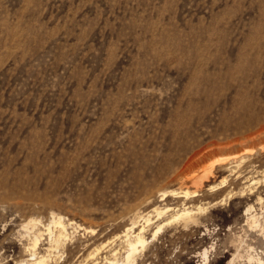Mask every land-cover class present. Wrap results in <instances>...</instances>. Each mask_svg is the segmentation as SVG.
<instances>
[{
	"label": "rangeland",
	"instance_id": "obj_1",
	"mask_svg": "<svg viewBox=\"0 0 264 264\" xmlns=\"http://www.w3.org/2000/svg\"><path fill=\"white\" fill-rule=\"evenodd\" d=\"M135 219L134 264L264 260V0H0V264H121Z\"/></svg>",
	"mask_w": 264,
	"mask_h": 264
},
{
	"label": "bare ground",
	"instance_id": "obj_2",
	"mask_svg": "<svg viewBox=\"0 0 264 264\" xmlns=\"http://www.w3.org/2000/svg\"><path fill=\"white\" fill-rule=\"evenodd\" d=\"M247 150V149H246ZM241 153V152H240ZM243 153H245L244 151H243ZM243 153H241V155H233L234 157H236V158H244L243 156ZM248 154V153H247ZM226 156V155H225ZM224 156V157H225ZM232 157V156H231ZM231 157H229V158H231ZM228 157H225V158H221V159H219L220 160V162L222 161H225L226 159H227ZM236 158H235V160H236ZM246 159V158H245ZM248 159V158H247ZM232 160V159H231ZM230 160V161H231ZM234 160V159H233ZM234 160V161H235ZM238 160V159H237ZM228 161H229V159H228ZM239 161V160H238ZM236 162V161H235ZM232 163V162H231ZM231 163H230V165H231ZM226 164V163H225ZM249 164V163H248ZM228 165H229V162H228ZM228 165H226L227 166V168H228ZM225 166V165H224ZM233 168V167H232ZM243 168V167H242ZM241 168V169H242ZM230 169H231V167H230ZM232 171L234 170V169H231ZM243 171V170H242ZM193 172V171H192ZM195 172V171H194ZM199 173V172H198ZM200 175V174H199ZM245 175V174H244ZM206 176V173H204L202 176L200 175V176H198L197 174L195 175V174H193L192 173V175L190 176V179L191 180H193L192 182H195V183H198V184H200L201 182H202V179H203V177H205ZM207 177V176H206ZM244 177V176H243ZM243 179V178H242ZM187 181V180H186ZM189 181V180H188ZM191 182V183H192ZM224 182V181H223ZM181 184V183H180ZM222 184V183H221ZM194 185V184H193ZM217 185V184H216ZM200 186V185H199ZM214 186V185H213ZM216 187V186H215ZM186 189V188H185ZM216 189V188H215ZM217 190V189H216ZM229 191V190H228ZM227 191V192H228ZM164 193L162 194V196H167V195H172V196H187L188 195V192L187 191H185L184 192V194L183 195H177V192L175 191V190H170L169 189V191H163ZM181 192V191H180ZM180 192H179V194H180ZM198 192V191H197ZM244 192V191H243ZM193 193V192H192ZM239 193V192H238ZM190 194V193H189ZM196 195V193H194L193 194V196H195ZM236 195V194H235ZM225 196V195H224ZM231 196V195H230ZM176 198V197H175ZM164 200V199H163ZM183 200V199H182ZM223 200V199H222ZM182 203V202H181ZM176 204H179V202L178 203H176ZM183 204V203H182ZM181 204V206L183 207V205ZM171 206H173V205H171ZM175 206V205H174ZM164 207V206H163ZM175 207H178L177 205L175 206ZM152 208V207H151ZM156 208H158V207H156ZM186 208V207H185ZM182 209V211H179L180 213H178L177 211L178 210H176V214L174 213H172L173 215H168L169 213H167L171 208L170 207H168V206H166V207H164V208H162V209H154L153 208V210H152V212H155L156 213V217H157V221H156V223H157V225H156V227H154L153 229H154V231H153V234H152V236L154 237L155 235H157L162 229H163V227L165 226L166 227V225H169V224H171L172 222H176V221H182V224L184 225V226H187V225H189V224H191V223H195V222H197V217L195 218L194 217V215H193V211H192V209L191 210H188V209H190V208H188V209ZM149 209V208H148ZM180 209V208H179ZM192 211V212H191ZM197 211V210H196ZM250 211H251V208L250 207H248L246 210H245V214H248L249 215V217H248V220H249V222L251 223V227H259L260 229H263V227H262V225L260 224V222L257 220V218L254 216V215H252V213H250ZM145 212V211H144ZM143 212V213H144ZM174 212H175V210H174ZM150 213L151 212H146L144 215L143 214H139L140 216H137L136 217V219H138V218H140V219H143L144 220V223H146V225L147 224H150L151 223V220H152V218H151V216H150ZM152 214V213H151ZM167 214V215H166ZM196 214V213H195ZM153 215V214H152ZM155 215V214H154ZM198 215V214H197ZM50 217H52V216H50ZM130 217V216H129ZM63 218H65L64 216H63ZM61 216H53V218H52V220H51V222L48 220V222H50V223H46L45 225L46 226H42V231L38 228V224H39V222H35L34 220L32 221L31 219V221L29 220V222L27 223V224H25L23 227L28 231V230H32V238H31V249H32V251H34L35 249V247H36V245H38V243H39V241L41 240V238H42V236L43 235H47L48 236V239H49V248H57L56 250H58V247L59 246H63V244L66 242V240H68V235H69V231H67V227H68V225H70L71 224V226H72V223H71V221L69 220L67 223L64 221V219H63ZM132 218V217H131ZM133 220L132 221V223L128 226V227H126L125 229H124V231L118 236L119 238H121L122 239V242H123V244H124V249H125V255H124V259L123 260H121V264H134L135 262H136V259H137V257H136V255H137V253L140 251L139 249L141 248V249H143L144 247H145V244H146V238H145V236H144V229H145V226H144V224L142 225V224H140V226L139 225H137V223H138V221L139 220ZM47 222V221H46ZM141 222V221H140ZM152 222H154V220L152 221ZM44 224V223H43ZM77 224V223H76ZM152 224V223H151ZM75 224L73 223V226H74ZM79 227V226H78ZM147 227V226H146ZM152 227V226H151ZM76 228V227H75ZM81 228V227H80ZM73 229V228H72ZM77 229V228H76ZM69 230V229H68ZM256 230V229H255ZM70 234H72V233H70ZM116 235V234H115ZM146 235V234H145ZM70 236V235H69ZM152 236H150V237H152ZM74 237V236H73ZM153 237H152V239H153ZM44 238V237H43ZM70 239V238H69ZM42 241V240H41ZM63 248V247H62ZM64 249V248H63ZM29 250V249H28ZM50 250V249H49ZM52 250V249H51ZM249 250H251V247L247 250V251H249ZM31 251V256L33 257V258H30V259H27V260H21V261H18V262H15L14 264H45V262H46V256L47 255H45L44 253V255L42 254V255H36V250H35V252H32ZM48 253H49V251H48ZM30 254V253H29ZM39 254V253H38ZM55 254H57V253H55ZM54 254V255H55ZM92 254V253H91ZM90 254V255H91ZM113 254H115V253H113ZM140 254V253H139ZM200 256H201V258H202V263L203 264H209V258H208V256H207V252H206V250H204L203 252H201V254H200ZM239 256V253H237V254H234V256L232 257V259L228 262V264H233L234 262H235V259L237 258ZM29 257V256H28ZM87 257V256H86ZM89 257V256H88ZM94 257V256H93ZM104 257V256H103ZM54 258V257H53ZM114 258V257H113ZM246 258H247V261H248V264H264V260L262 259V257L259 255V254H252V253H250V252H247V254H246ZM96 260H97V258H95ZM94 259V260H95ZM99 259H100V257H99ZM98 259V260H99ZM112 259V258H111ZM107 255L104 257V259H103V262H98V260H97V262H94V260H93V262L91 261V263L90 264H118V261H116V259L115 260H111ZM118 260V259H117ZM245 260V259H244ZM85 261V260H84ZM83 262V261H82ZM82 262H78V263H76V264H83ZM74 263V262H73ZM119 264H120V262H119Z\"/></svg>",
	"mask_w": 264,
	"mask_h": 264
}]
</instances>
